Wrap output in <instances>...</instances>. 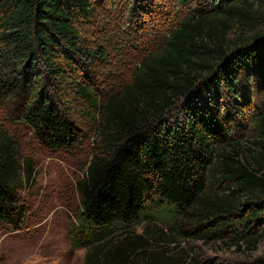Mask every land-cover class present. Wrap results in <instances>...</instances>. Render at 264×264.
<instances>
[{
  "label": "trees",
  "instance_id": "trees-1",
  "mask_svg": "<svg viewBox=\"0 0 264 264\" xmlns=\"http://www.w3.org/2000/svg\"><path fill=\"white\" fill-rule=\"evenodd\" d=\"M256 1L228 0L181 17L123 91L100 102L80 73L103 56L82 37L97 15L93 0H0V107L19 106L20 122L56 152L83 139L71 102L84 100L101 115V144L77 184L75 244L86 249V264H188L161 244L191 236L187 228L196 234L216 225L217 241L234 228L231 244L243 254L264 241V106L249 113L255 148H246L218 113L211 117L215 97L207 95L211 87L238 103L243 71L258 72L264 85V30H252L262 19ZM207 78L214 79L203 91ZM179 104L187 113L171 123L167 115ZM243 109L236 108L241 117ZM21 159L20 143L0 122V224L15 228L25 221ZM136 225L146 226L137 233Z\"/></svg>",
  "mask_w": 264,
  "mask_h": 264
},
{
  "label": "rangeland",
  "instance_id": "rangeland-1",
  "mask_svg": "<svg viewBox=\"0 0 264 264\" xmlns=\"http://www.w3.org/2000/svg\"><path fill=\"white\" fill-rule=\"evenodd\" d=\"M227 1L152 0L149 5L144 0H93L97 15L94 24L84 26L82 37L89 43L91 51L102 53L103 58L93 60L91 66H81L80 73L86 77L81 79L83 84L100 102L122 92L131 82L134 69L160 48L172 23L184 16H195L224 6ZM256 9L262 19L260 25L252 29L255 32L264 30V0L256 1ZM255 32H249L247 36H253ZM213 79H205L200 89H209L212 85L209 81ZM236 80L238 103L224 91L217 95L216 89L210 87L212 92L207 95L215 97L211 117L218 113V120L232 138L241 141L243 147L254 149L256 130L248 116L263 108L264 85L256 71H243ZM239 104L247 115L241 117L236 112ZM70 106L72 119L83 139L69 152L51 151L40 144L31 129L18 119L21 108L15 103L0 107V122L21 145L25 174L19 198L25 221L20 228L0 224V264H86V249L75 244L81 239L75 229L80 214L77 184L101 144V115L84 100L77 99ZM186 113L185 105L179 104L167 115L168 120L171 123L182 121ZM260 221L264 222V214ZM145 226L136 225V232L142 233ZM155 226L170 233V228L164 224ZM245 226L243 223L235 228L241 230ZM215 228L216 225L207 227L196 234L195 228H187L191 236L178 238L176 242L165 240L161 244L170 255L180 257L188 264H257L264 259V241L253 254H243L231 244L234 228L226 230L224 241H217V235L222 232L212 233Z\"/></svg>",
  "mask_w": 264,
  "mask_h": 264
}]
</instances>
